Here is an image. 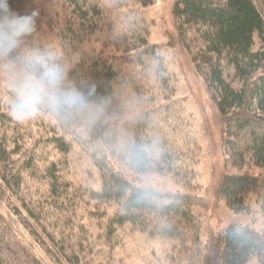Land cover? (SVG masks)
<instances>
[{
    "label": "trees",
    "instance_id": "1",
    "mask_svg": "<svg viewBox=\"0 0 264 264\" xmlns=\"http://www.w3.org/2000/svg\"><path fill=\"white\" fill-rule=\"evenodd\" d=\"M153 3L8 0L13 12L32 18L8 54L22 65L43 56L62 69L61 87L78 127L70 133L43 116L17 120L9 92L0 89V207L7 210L0 209V264H44L14 223L54 264H112L126 228L178 241L170 264H264V234L248 225L235 223L202 240L187 149L195 141L158 47L148 40L143 9ZM259 3L264 9V0ZM173 14L178 40L220 117L225 152L239 171L222 177L218 196L241 213L255 195L264 215V12L255 0H175ZM153 59L159 95L142 82ZM126 84L140 109L129 138L154 143L156 174L181 189H145L121 166L110 115ZM75 146L89 156L97 188L71 173Z\"/></svg>",
    "mask_w": 264,
    "mask_h": 264
},
{
    "label": "rangeland",
    "instance_id": "2",
    "mask_svg": "<svg viewBox=\"0 0 264 264\" xmlns=\"http://www.w3.org/2000/svg\"><path fill=\"white\" fill-rule=\"evenodd\" d=\"M255 2L264 12L259 0H255ZM174 3L175 0H154L152 5L143 9V13L149 30L148 40L157 45L164 67L171 76V87L175 90L174 97L184 105L191 124L195 143L185 148L189 149L191 154L189 165L194 173L192 192L198 196L193 211L202 221V240L205 243L210 233H217L222 228L235 223L248 225L264 234V215L261 204L255 195L251 196L248 201V210L241 213L233 212L226 201L218 196L217 190L222 177L227 173H238L239 171L231 164L225 152L221 120L205 82L196 71L189 52L178 40L173 14ZM150 64L147 68L148 71L143 73L142 82L145 83L147 90L150 89V92L154 91L159 95L161 88L156 76L158 61L153 59ZM23 72V65L8 53L0 55V89L9 92L11 96L7 97V101L10 103L12 98L10 85ZM118 92L115 102L116 112L112 109L110 115L112 119L110 131L116 143H113L114 146L121 139L129 138L135 133L134 123L140 110L135 89L131 84L119 88ZM36 116H43L50 121L58 122L70 133L77 130L78 127V118L68 106H61L55 111L44 108L34 115V117ZM30 118L33 117L30 116ZM71 159V173L80 178L85 185L97 188L99 186L98 174L89 156L82 152L78 146H75ZM113 161L115 167H119L118 163ZM156 176L158 180L156 188L181 189L169 178L157 174ZM128 177L141 186L138 177L130 174ZM0 209L4 213L7 212L5 207H0ZM14 227L44 264H54L22 226L14 223ZM121 237V243L113 251L112 264H170L167 257L178 253L179 242L172 238L151 237L139 231L130 232L128 228L122 232Z\"/></svg>",
    "mask_w": 264,
    "mask_h": 264
},
{
    "label": "clouds",
    "instance_id": "3",
    "mask_svg": "<svg viewBox=\"0 0 264 264\" xmlns=\"http://www.w3.org/2000/svg\"><path fill=\"white\" fill-rule=\"evenodd\" d=\"M31 25V17L16 14L9 7L8 0H0V55L13 52L20 36L29 31ZM23 67L24 72L10 85L11 115L15 119L24 120L44 108L55 111L68 106L69 97L61 87L62 69L58 65L50 64L47 58L40 56L24 59ZM77 102H80L79 98ZM116 151L124 170L137 176L145 189L155 190L158 186V151L154 143L137 142L126 137L118 141Z\"/></svg>",
    "mask_w": 264,
    "mask_h": 264
}]
</instances>
